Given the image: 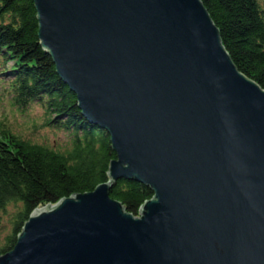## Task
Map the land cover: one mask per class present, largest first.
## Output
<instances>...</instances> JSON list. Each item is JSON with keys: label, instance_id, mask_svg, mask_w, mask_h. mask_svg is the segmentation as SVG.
<instances>
[{"label": "water", "instance_id": "1", "mask_svg": "<svg viewBox=\"0 0 264 264\" xmlns=\"http://www.w3.org/2000/svg\"><path fill=\"white\" fill-rule=\"evenodd\" d=\"M39 36L117 152L110 180L35 208L0 264H264V87L203 0H33ZM153 196L136 215L110 194Z\"/></svg>", "mask_w": 264, "mask_h": 264}, {"label": "trees", "instance_id": "2", "mask_svg": "<svg viewBox=\"0 0 264 264\" xmlns=\"http://www.w3.org/2000/svg\"><path fill=\"white\" fill-rule=\"evenodd\" d=\"M203 2L238 68L264 87V0ZM37 15L33 0H0V83L20 109L40 105L43 124L67 133L68 143L32 141L0 120V222L10 204H19L0 254L13 248L35 208L109 181L110 163L117 157L110 133L84 114L43 46ZM110 194L137 215L153 191L122 177L112 182Z\"/></svg>", "mask_w": 264, "mask_h": 264}, {"label": "rangeland", "instance_id": "3", "mask_svg": "<svg viewBox=\"0 0 264 264\" xmlns=\"http://www.w3.org/2000/svg\"><path fill=\"white\" fill-rule=\"evenodd\" d=\"M3 91L0 83V120L10 124L16 133L32 141L46 143L56 147H63L68 143L67 133L49 128L43 124V108L40 105L36 104L24 111L17 105H14L11 98L8 95H4ZM18 206L19 204L15 205L12 203L8 206L7 212L2 214L0 222V245L4 243V236L10 231L11 217Z\"/></svg>", "mask_w": 264, "mask_h": 264}]
</instances>
